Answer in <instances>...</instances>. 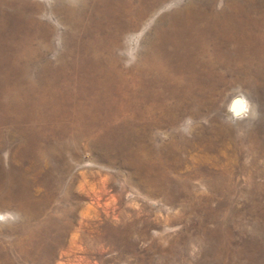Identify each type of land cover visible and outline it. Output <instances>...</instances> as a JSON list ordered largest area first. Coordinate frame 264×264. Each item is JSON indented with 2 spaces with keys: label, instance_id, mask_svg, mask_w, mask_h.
I'll list each match as a JSON object with an SVG mask.
<instances>
[{
  "label": "rangeland",
  "instance_id": "374dc122",
  "mask_svg": "<svg viewBox=\"0 0 264 264\" xmlns=\"http://www.w3.org/2000/svg\"><path fill=\"white\" fill-rule=\"evenodd\" d=\"M0 217V264H264V0H0Z\"/></svg>",
  "mask_w": 264,
  "mask_h": 264
},
{
  "label": "snow or ice",
  "instance_id": "6c2138e0",
  "mask_svg": "<svg viewBox=\"0 0 264 264\" xmlns=\"http://www.w3.org/2000/svg\"><path fill=\"white\" fill-rule=\"evenodd\" d=\"M241 103V105H242V102H240ZM241 111H242V108H241ZM0 219H3V217H0Z\"/></svg>",
  "mask_w": 264,
  "mask_h": 264
},
{
  "label": "bare ground",
  "instance_id": "6f19581e",
  "mask_svg": "<svg viewBox=\"0 0 264 264\" xmlns=\"http://www.w3.org/2000/svg\"><path fill=\"white\" fill-rule=\"evenodd\" d=\"M217 17V16H216ZM201 29V28H200ZM225 45V44H224ZM237 107H238V105H237ZM237 107H236V109H237Z\"/></svg>",
  "mask_w": 264,
  "mask_h": 264
}]
</instances>
